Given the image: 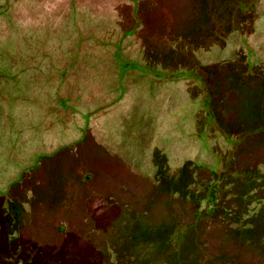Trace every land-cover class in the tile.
<instances>
[{
    "label": "rangeland",
    "instance_id": "374dc122",
    "mask_svg": "<svg viewBox=\"0 0 264 264\" xmlns=\"http://www.w3.org/2000/svg\"><path fill=\"white\" fill-rule=\"evenodd\" d=\"M229 260L264 264V0H0V264Z\"/></svg>",
    "mask_w": 264,
    "mask_h": 264
},
{
    "label": "flooded vegetation",
    "instance_id": "af4514ba",
    "mask_svg": "<svg viewBox=\"0 0 264 264\" xmlns=\"http://www.w3.org/2000/svg\"><path fill=\"white\" fill-rule=\"evenodd\" d=\"M244 20H245V18H244ZM246 66H247V64H246V62L244 63ZM259 107H262V100L260 101V104H259ZM53 178H54V176H52ZM53 181V180H52ZM56 181V180H55ZM158 185V187H154V189H152L151 190V195H148V197H147V199H149V197H150V199H157V197L159 198V196H156L155 195V193H157V192H159V190H160V187H161V185L160 184H157ZM163 185H165V183L163 184ZM155 196H156V198H155ZM16 198H18V197H16ZM15 198V199H16ZM51 199H53V198H51ZM207 199V198H206ZM206 206V205H205ZM206 245V244H205ZM235 253H237V252H235ZM165 259V258H164ZM228 264H230V260L228 261Z\"/></svg>",
    "mask_w": 264,
    "mask_h": 264
},
{
    "label": "trees",
    "instance_id": "16d2710c",
    "mask_svg": "<svg viewBox=\"0 0 264 264\" xmlns=\"http://www.w3.org/2000/svg\"><path fill=\"white\" fill-rule=\"evenodd\" d=\"M213 191L214 192H211L210 193V196H212L213 195V193H215L216 192V190L213 188ZM208 200H209V202H210V199H206V204H207V202H208ZM210 211H211V209H210ZM212 213V212H211ZM160 259H164L165 258V256H164V258L163 257H159ZM164 260H166V259H164ZM16 262V261H15ZM198 262V261H197ZM19 263V262H18ZM18 263H14V264H18Z\"/></svg>",
    "mask_w": 264,
    "mask_h": 264
}]
</instances>
